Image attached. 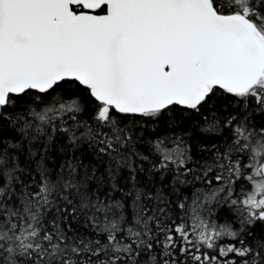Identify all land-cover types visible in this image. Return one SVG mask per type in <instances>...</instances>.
Masks as SVG:
<instances>
[{
  "label": "snow or ice",
  "instance_id": "6c2138e0",
  "mask_svg": "<svg viewBox=\"0 0 264 264\" xmlns=\"http://www.w3.org/2000/svg\"><path fill=\"white\" fill-rule=\"evenodd\" d=\"M0 264H264V0H0Z\"/></svg>",
  "mask_w": 264,
  "mask_h": 264
},
{
  "label": "trees",
  "instance_id": "16d2710c",
  "mask_svg": "<svg viewBox=\"0 0 264 264\" xmlns=\"http://www.w3.org/2000/svg\"><path fill=\"white\" fill-rule=\"evenodd\" d=\"M84 119L87 120V116H84ZM71 125V121H68V125L67 126H70ZM147 128V132L145 133V135L151 139V134H156V135H159V136H166V135H170V133L166 132V130L164 129L163 126H155V125H147L146 126ZM180 129H177V134L180 133ZM191 143V141H189ZM219 142V141H217ZM67 145V140L66 139H61V142L59 144H57V146L53 149L52 153H51V156H52V160L55 161L56 164H59V163H63V159L60 155V150L62 148H64L65 146ZM145 147H141V151H145ZM76 155H79V153H76ZM85 163H88V160L86 159L84 161ZM50 167H55L54 164H50L49 165ZM250 190V189H249ZM116 196H119L118 193L115 194ZM219 213L217 214V216L219 217ZM220 222H223V220H221Z\"/></svg>",
  "mask_w": 264,
  "mask_h": 264
}]
</instances>
